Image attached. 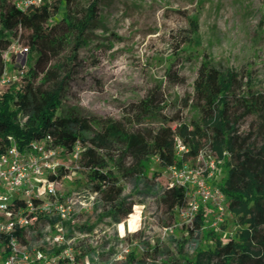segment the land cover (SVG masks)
Listing matches in <instances>:
<instances>
[{
	"label": "rangeland",
	"instance_id": "obj_1",
	"mask_svg": "<svg viewBox=\"0 0 264 264\" xmlns=\"http://www.w3.org/2000/svg\"><path fill=\"white\" fill-rule=\"evenodd\" d=\"M90 1L80 0L85 6ZM99 17L97 28L87 32L77 60L71 63L67 51L52 61L59 81L65 82V97L59 111L76 120L88 119L94 127L92 139L111 125L138 134L157 129L164 119H198L194 86L204 58L223 71L234 69L242 76L248 75L253 91L264 92V0H103ZM191 20L198 21L195 35ZM187 37L194 39L191 45L184 44ZM29 42V33H24L21 47H29ZM10 57L16 60L15 55ZM37 57L30 50L19 86L26 84L25 77ZM9 67L11 72L19 73L18 65ZM146 103L151 107L148 112ZM178 123L169 124L176 128ZM262 124L256 116H249L236 128L248 146L260 147L264 144ZM86 145H92L90 140ZM124 147V143L109 137L102 145V153L109 164L105 171L111 170L118 177L123 195L136 203L133 213L117 224L105 214L107 208L95 206L88 216L94 229L90 238L75 240L81 255L86 247L93 248L90 241H98L99 246L93 249H99L103 256L95 264H190L197 258L203 264H223L216 256L218 249L231 241L238 252L248 247L250 226L243 223L246 218L230 211L229 203L223 222L213 230L206 226L207 235L191 233L182 211L170 212L160 202L159 190L147 192L143 184L137 186V178L124 176V169L136 164L132 156L120 162ZM61 163L67 166L60 178L63 195L83 196L91 192L97 205L103 203L101 195L90 189V173L79 159L65 155ZM186 164L193 169L202 166L196 160ZM148 170L150 180L146 182L171 188L169 170L159 167L155 160L150 161ZM155 172L160 175L154 177ZM226 175L227 169L221 162L216 182ZM259 230L264 234V225ZM250 253L253 261L264 256L256 244ZM80 260L83 263L86 257ZM230 264H240V258L235 257Z\"/></svg>",
	"mask_w": 264,
	"mask_h": 264
},
{
	"label": "trees",
	"instance_id": "obj_2",
	"mask_svg": "<svg viewBox=\"0 0 264 264\" xmlns=\"http://www.w3.org/2000/svg\"><path fill=\"white\" fill-rule=\"evenodd\" d=\"M102 2L91 0L85 6L80 0H45L39 7L24 11L14 0H0V78L6 67L4 52L24 33L30 35L29 50L38 55L25 77V85L19 86L22 78L14 87L0 92V154L10 147V137L20 149L47 136L66 152H71L80 142L83 151L79 162L90 173V189L100 194L103 202L96 207L107 208L105 214L121 224L133 213L136 203L123 195L118 177L111 170L105 171L109 164L102 153V145L109 137L124 143L120 162L128 156L135 160L134 166L124 169V176L137 178V186L143 184L147 192L159 190V200L170 212L186 208L187 189L178 186L160 188L159 184L146 182L150 180V161L155 160L159 167L167 170L172 166L182 167L195 161L202 151L211 150L220 161L218 167L223 162L227 169L225 179L214 184L225 193L230 211L246 218L243 223L250 226L247 248L238 252L237 245L231 241L218 249L216 256L223 264H230L235 257L240 258V264H264V256L253 261L250 253L254 244L264 253V234L259 230L264 225V144L248 146L246 138L243 139L236 128L242 119L256 116L263 121L264 129V92L253 91L248 75L242 76L234 69L223 71L209 58H204L194 86V107L200 113L199 118L191 122L164 119L157 129L147 133L129 134L118 125H111L106 132L92 139L90 134L94 127L88 119L76 120L59 111L65 97V82L59 81L52 61L67 51L71 63L77 60L87 32L97 28ZM60 15L61 19L55 22ZM190 25L193 35L197 34L198 21L191 20ZM193 40L187 37L184 44L191 45ZM51 80L55 81L48 87ZM146 104L145 111L148 112L151 107ZM170 122L179 123L173 128ZM88 140L92 145L85 146ZM179 141L187 151L179 153ZM64 169L58 179L62 178ZM159 175V172L154 173V177ZM212 214L211 206L202 207L190 226L191 233L207 235V227L213 230ZM93 230L92 226L78 228L79 233H92ZM68 235L72 236L73 232L69 231ZM83 252L80 258L97 255L93 248L86 247ZM98 256L103 255L99 253ZM91 261L95 264L94 258ZM189 263L203 264L198 258Z\"/></svg>",
	"mask_w": 264,
	"mask_h": 264
},
{
	"label": "built area",
	"instance_id": "obj_3",
	"mask_svg": "<svg viewBox=\"0 0 264 264\" xmlns=\"http://www.w3.org/2000/svg\"><path fill=\"white\" fill-rule=\"evenodd\" d=\"M44 1L14 0V3L26 11L39 7ZM29 53V47H21L20 39H15L4 52L6 67L0 78V89H7L23 78ZM9 64L18 65L19 73L11 72ZM9 140L10 147L0 154L1 264H94L88 256L82 263L81 253L75 247L77 237L89 239L91 236L77 229L93 225L88 216L96 206L94 195L91 192L83 196L79 193L72 197L63 195L61 179L57 178L67 167L61 163V158L67 155L78 160L83 151L81 143L66 152L55 145L51 136L32 141L24 149L18 147L14 138ZM178 148L179 153L187 151L181 141ZM196 161L201 168L193 169L184 164L167 169L172 174L171 188L187 189L188 204L181 211L188 226L194 224L200 209L209 205L213 209L211 226L214 228L223 222L227 209L225 193L214 184L220 161L211 150L202 151ZM81 219L84 220L80 226ZM69 231L73 232V237L68 235ZM89 245L94 248L99 242L90 241ZM96 253L95 261L100 259L99 249Z\"/></svg>",
	"mask_w": 264,
	"mask_h": 264
}]
</instances>
